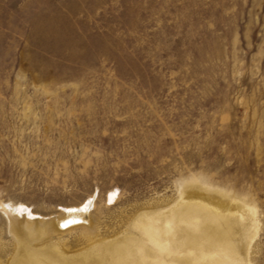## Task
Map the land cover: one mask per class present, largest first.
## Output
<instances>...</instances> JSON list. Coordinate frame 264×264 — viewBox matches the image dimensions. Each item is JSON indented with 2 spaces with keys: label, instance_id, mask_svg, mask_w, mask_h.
<instances>
[{
  "label": "rangeland",
  "instance_id": "1",
  "mask_svg": "<svg viewBox=\"0 0 264 264\" xmlns=\"http://www.w3.org/2000/svg\"><path fill=\"white\" fill-rule=\"evenodd\" d=\"M191 182L255 208L264 264V0H0V264L15 210L52 231L35 249L109 262Z\"/></svg>",
  "mask_w": 264,
  "mask_h": 264
},
{
  "label": "bare ground",
  "instance_id": "2",
  "mask_svg": "<svg viewBox=\"0 0 264 264\" xmlns=\"http://www.w3.org/2000/svg\"><path fill=\"white\" fill-rule=\"evenodd\" d=\"M185 188L193 189L194 194L187 193ZM185 188L177 201L138 215L129 227L131 231L104 246L109 262L100 255L98 259L85 255L68 257L55 245L53 251L46 247L35 249L34 243L47 238L52 231L32 220L31 212L15 210L10 218L16 215L25 219L23 229L28 231L24 232V238L28 241L14 236L17 254L11 264H252L249 260L251 243L258 233L255 208L242 200L229 199L232 207L222 206L213 193L209 196L197 193L198 189L210 191L200 184L191 182ZM109 199H114L112 192ZM89 212V204L76 207L68 211V219L70 223L80 221L81 229L88 232L93 226Z\"/></svg>",
  "mask_w": 264,
  "mask_h": 264
}]
</instances>
